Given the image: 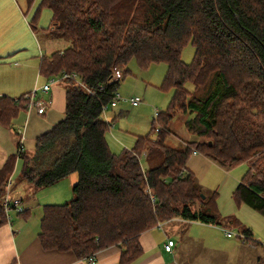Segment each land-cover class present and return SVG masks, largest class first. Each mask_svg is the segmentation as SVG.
Listing matches in <instances>:
<instances>
[{
  "label": "trees",
  "instance_id": "16d2710c",
  "mask_svg": "<svg viewBox=\"0 0 264 264\" xmlns=\"http://www.w3.org/2000/svg\"><path fill=\"white\" fill-rule=\"evenodd\" d=\"M39 6L53 19L42 34L61 42L40 56L39 74L71 76L59 80L64 117L36 137L33 152L18 139L16 153L4 160L0 226L7 221L5 188L20 160V175L34 194L78 174L70 201L43 207L38 236L45 250L87 258L115 245L119 264H130L142 254V232L174 218L233 226L251 239L236 218L220 215L218 192L205 190L186 163L192 153L227 170L246 163L232 197L264 215V0H40ZM188 41L195 49L189 64L181 60ZM132 58L142 68L164 62L161 88L173 95L151 124L157 137L137 136L132 149L116 155L105 139L111 123L102 114ZM115 68L123 75L111 81ZM28 100L29 94L1 95L0 124L10 127ZM178 111L189 115L191 137L172 147L169 125ZM142 154L160 161L143 169Z\"/></svg>",
  "mask_w": 264,
  "mask_h": 264
},
{
  "label": "crops",
  "instance_id": "0c3cea01",
  "mask_svg": "<svg viewBox=\"0 0 264 264\" xmlns=\"http://www.w3.org/2000/svg\"><path fill=\"white\" fill-rule=\"evenodd\" d=\"M31 7L32 5L28 6L27 0H0V96L17 98L37 89L34 99L45 100L47 108L44 113L38 114L35 108L29 109L24 105L10 120V127L0 124V167L9 155L16 153L18 139L23 148H25L26 139H33L30 146L34 147L36 137L51 129L64 117L65 90L62 83L59 81V84H54L46 93L40 91L50 78L59 79L60 76L45 77L39 74L38 64L42 54H36L33 39L40 28L46 27L32 26L27 22V13ZM33 19H37V14ZM52 22L51 17L49 23ZM35 27L36 30H34ZM35 38L37 40L36 36ZM27 42H29L28 50L22 52ZM39 49H41L40 46ZM39 94L43 96L39 97ZM33 150L27 151L33 152ZM147 156L145 155L146 159ZM214 164L216 163L202 153H192L186 163L187 170L209 192L217 191L219 187V184L215 186L205 181L208 170ZM10 195L22 201L23 212L26 213L21 214L12 209L7 214V221L0 226V264H119L121 251L115 245L97 251L92 261L85 257H78L71 251L43 249L38 236L40 221L29 216L30 209L25 206L23 198L17 196L14 186L10 188ZM257 213L259 215H250L251 225L254 226L253 229H264V215ZM220 215L223 214L220 213ZM238 217L246 221L243 214ZM195 224H199L198 226L205 230H216V233L220 230L224 233V229L229 230L233 227L171 219L142 232L140 236L142 254L130 264H228L231 253L220 246L217 240L189 235V229L193 231ZM248 229L251 231L249 227ZM172 235H175L177 240ZM168 239L174 241L171 251L164 249ZM245 242L242 241V244H247ZM253 244L249 247L255 251L252 259L250 258L252 264H261L260 260L264 253L262 254V251L259 253L256 245ZM238 262L246 263L245 256L238 258Z\"/></svg>",
  "mask_w": 264,
  "mask_h": 264
},
{
  "label": "rangeland",
  "instance_id": "374dc122",
  "mask_svg": "<svg viewBox=\"0 0 264 264\" xmlns=\"http://www.w3.org/2000/svg\"><path fill=\"white\" fill-rule=\"evenodd\" d=\"M39 2L40 0H34L31 4L32 7L27 13V22H29L32 26L47 27L50 25L49 22L52 17V12L45 6L40 7ZM35 14H37V19H33ZM35 36L37 37V40ZM44 38H46V36L42 34L41 29H39L36 35H34L33 41L35 43L37 55L48 54L52 50L60 48L61 42H56L54 40L47 41ZM28 44L29 42L26 43L25 50H22V52L28 50ZM39 46L41 49H39ZM194 54V46L191 41H188L181 50V60L189 64L193 61ZM127 68L128 74L120 80L117 87V92L122 99L117 101V105L115 107L109 106L102 114V117L111 123L105 134V139L110 150L116 155H119L123 152V150L132 149L137 136L150 134L152 139L157 137V133H151V124L156 117L155 113L165 111L169 105L171 96L173 95V89L161 88L167 71V66L164 62L151 63L147 67L142 68L139 66L137 61L132 58L128 62ZM59 83L60 82L57 84ZM186 88L189 91L192 90V84L187 83ZM42 96L43 95L39 94V97ZM130 98H139L141 102L139 105L133 106L129 101ZM177 113L178 114H176L169 125L175 133L172 138L167 141L172 147H178L180 140L191 137L185 127V120L189 115L183 114L180 111ZM32 140L33 139L25 140L26 145L23 149L24 151L34 149L33 145L30 146V142H32ZM147 159L145 154L140 156V163L143 169H148L150 166L156 165L160 161L159 156L157 155L153 156V158L147 156ZM246 169V163L237 164L233 168L229 169V171L222 169L217 164H214L208 170L205 181L215 184V186L219 184L217 189L218 197L216 201L219 213L223 214L222 216L225 217L232 216L237 218L247 228L249 227L251 229L252 237L250 240L245 242L247 244H242V241L244 240L243 238H227L223 231L220 230L218 231L219 233H216V230H205L200 228V226H198L199 224H195L193 231H190L189 229L190 236L197 235L210 240L215 239L219 242L220 246L229 250L231 257L228 264H239L238 258L242 255L245 256L247 261L244 264H252L251 259L255 251L249 247L251 246L250 244L253 243L256 245L259 253H261V251L262 254L264 253V229H253L254 226L251 225L252 219L250 218V215L252 214H259L254 210H251V208L245 204L237 205L232 197V192L238 184L240 178L246 172ZM20 172L21 161L17 160L14 171L10 177V188H13L14 186L17 196L23 198L25 206L30 209L29 216L33 217L36 221H40L45 204H62L70 201L73 197L72 186L78 179L77 172L69 174L52 186L36 191L35 194L33 186L26 183L22 179ZM240 214L244 215L247 222L238 217ZM229 230L234 234H239V230L236 229V227H231ZM216 236H218V239H216ZM172 237L177 240L175 235H172ZM260 261L261 264H264V255Z\"/></svg>",
  "mask_w": 264,
  "mask_h": 264
},
{
  "label": "built area",
  "instance_id": "2783aa9c",
  "mask_svg": "<svg viewBox=\"0 0 264 264\" xmlns=\"http://www.w3.org/2000/svg\"><path fill=\"white\" fill-rule=\"evenodd\" d=\"M123 73L122 70L119 68H115L113 71V76L111 77V81L112 80H119L122 77ZM67 77H71L69 74L63 73L59 79H55V78H50L47 83H45L41 88L40 91L41 92H48L50 87L56 83H58L59 80L65 79ZM37 93V89H34L33 92H31L29 94V102H27L26 107H28L29 109L31 108H35L38 114H42L44 113V111L46 110V101L42 100V99H34V96ZM121 96L119 95V93L117 91H115V98L111 101L110 106L114 107L117 104V101L121 100ZM130 103L133 106L138 105L141 100L139 98H130L129 99ZM107 110V105L103 108V112ZM159 112L155 113V116H157ZM2 204H3V208L4 211L6 213V215L8 214V212L12 209H14L15 211L21 213L23 212V206H22V201L20 199L17 198H13L10 195V181L8 182L6 188H5V193L3 196V200H2ZM224 234L228 237H235V238H243V241L250 240L248 238H246V236L244 234H242L241 232H239V234H234L231 231L224 229ZM174 241L171 239H168L167 242L164 244V249L166 251H171V247L173 246ZM89 261H92L94 259V255H91L89 257L86 258Z\"/></svg>",
  "mask_w": 264,
  "mask_h": 264
}]
</instances>
